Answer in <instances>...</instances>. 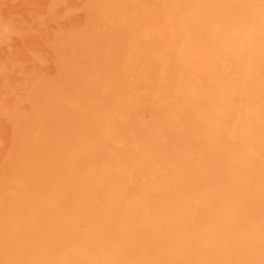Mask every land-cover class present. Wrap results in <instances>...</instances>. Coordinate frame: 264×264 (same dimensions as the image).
I'll return each mask as SVG.
<instances>
[{
    "label": "bare ground",
    "instance_id": "obj_1",
    "mask_svg": "<svg viewBox=\"0 0 264 264\" xmlns=\"http://www.w3.org/2000/svg\"><path fill=\"white\" fill-rule=\"evenodd\" d=\"M81 3L0 0V264H264V0Z\"/></svg>",
    "mask_w": 264,
    "mask_h": 264
},
{
    "label": "rangeland",
    "instance_id": "obj_2",
    "mask_svg": "<svg viewBox=\"0 0 264 264\" xmlns=\"http://www.w3.org/2000/svg\"><path fill=\"white\" fill-rule=\"evenodd\" d=\"M91 0H82L80 9H71L66 7L65 4H60L56 6V11H59L58 13H55L53 16V20H48V23H50V26H53V30L57 33L59 30L62 29H68L74 27L77 23H87L90 19V13L91 9L89 7V2ZM137 1V0H136ZM142 1V0H141ZM80 2V0H79ZM145 2L149 3L150 6H152L151 11V17L149 20V31H151L149 39H152L153 41H156V45L160 43H167L169 39L174 35L175 31L173 28L172 18L173 16L169 14V8L165 5L163 7H159L156 5V3L159 2V0H145ZM94 3V2H93ZM94 7V4H93ZM73 14H79L78 20H74ZM52 17V15H51ZM89 17V19H88ZM18 26L20 27L21 23L17 22ZM151 41V40H150ZM45 65L49 67L50 63L45 61ZM51 67L52 71H55L56 66L54 63V68L52 66L51 61Z\"/></svg>",
    "mask_w": 264,
    "mask_h": 264
}]
</instances>
